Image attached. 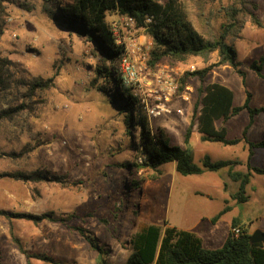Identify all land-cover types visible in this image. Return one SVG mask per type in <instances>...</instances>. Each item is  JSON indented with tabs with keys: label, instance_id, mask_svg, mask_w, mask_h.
Instances as JSON below:
<instances>
[{
	"label": "rangeland",
	"instance_id": "1",
	"mask_svg": "<svg viewBox=\"0 0 264 264\" xmlns=\"http://www.w3.org/2000/svg\"><path fill=\"white\" fill-rule=\"evenodd\" d=\"M157 1L164 4L167 0ZM232 2L185 0L190 21L206 39L220 31L226 22L224 9ZM249 2L257 5L255 14L262 27L241 15L243 26L227 38L237 53L240 69L246 73L245 86L228 65L211 71L205 85L218 82L228 87L234 106L243 105L249 92L250 106L264 108V79L249 67L264 57V0ZM6 5L8 16L0 38V58L7 60L2 70L6 87H0V112L21 105L25 109L11 120H0V175L40 171L50 177L60 176L65 183L24 182L0 176V211L34 215L52 212L67 222L34 225L0 215L2 264H29L11 239L10 226L27 251L46 254L61 264H96V252L89 249L76 227L90 231L105 249V259L112 263L127 259L133 251L131 239L149 225L167 223L195 233L207 249L221 247L234 217L240 218L251 234L263 227L264 175L252 173L247 186L248 202L235 204L230 194L237 190V184L227 177L226 169L182 176L171 163L162 165L160 174L131 166L139 162L133 146L139 137L136 125L141 115L152 133L162 130L171 144L188 148L195 164L200 165L208 155L213 161L238 160L242 164L235 170H247L248 149L243 142L234 146L201 142L195 128L189 144L183 142L198 98L199 81L190 78L180 90L181 77L216 62V53L207 60L163 59L150 68L145 50L150 38L146 31L135 25L130 27L118 13L107 14L117 44L122 47L117 62L121 78L124 57L137 73L126 85L137 99L135 111L140 113L137 119L133 116L132 134L128 136L129 120L121 105L113 100L115 83H107L96 75V69L104 64L102 56L85 37L53 19L56 4L8 0ZM133 44L137 47L131 53ZM50 78L51 86L36 91L30 98L27 85L36 79ZM150 110L159 114L153 116ZM248 121L246 110L230 119L225 124L227 138L241 137ZM222 125L216 123L217 127ZM247 137L253 142L264 139V114L256 116ZM250 164L264 167L263 148L254 150ZM125 165H130L129 170L123 169ZM132 181L140 184L139 190L132 188ZM225 201L231 210L212 224L210 219L223 209ZM30 264L49 263L32 259Z\"/></svg>",
	"mask_w": 264,
	"mask_h": 264
},
{
	"label": "trees",
	"instance_id": "2",
	"mask_svg": "<svg viewBox=\"0 0 264 264\" xmlns=\"http://www.w3.org/2000/svg\"><path fill=\"white\" fill-rule=\"evenodd\" d=\"M8 0H0V38L4 33L5 19L7 14ZM54 7L53 19L63 25L70 32L77 36L85 37L91 42L94 50L102 56L104 64L96 69V75L105 82L115 83V96L113 100L121 106L122 113L128 118L130 125L126 135L132 134L131 122L140 115L135 111L137 99L130 94L129 88L122 82L121 74L117 67L118 59L121 58L122 47L117 44V39L111 26L107 21V14L118 13L134 20L137 28H144L146 35L152 41V48L149 53L147 64L154 68L163 59L172 61H185L189 57H199L207 60L213 53L217 54L216 62L206 67L186 72L181 77L180 90H183L190 78H197L199 87L198 98L193 106V113L188 127L185 130L183 142L188 145L192 137L193 129L199 135L201 142L219 143L224 146H234L241 142L247 145L248 156L246 171L235 170V167L242 163L238 160H217L213 161L210 156L205 155L200 165L193 162V156L188 148L171 144L168 137L162 130L152 133L147 122L138 117L136 125L140 132L133 150L139 162L132 164L136 170L149 169L160 174L159 168L164 164H174L175 172L182 176L202 175L205 172H218L226 169L227 177L237 184V190L230 194V200L235 204L248 202L247 186L250 183L252 173L264 175V167L251 166L250 160L253 151L258 148L264 149V139L253 142L247 137L248 130L255 123L259 114H264V108H252L250 106L251 94L246 92V99L243 105H233L232 91L219 83L205 85L207 75L215 68L230 66L241 78L245 86L246 73L240 69V62L237 53L227 38L234 33L236 28H241L243 22L239 16H248L250 22L261 28L262 22L255 14L257 5L249 0H233L232 4L224 9L225 23L221 24L220 31L212 39L203 37L193 26L188 17L185 0H167L164 4L157 0H45ZM57 12V13H56ZM147 19H150L147 22ZM7 60L0 58V87L5 88V79L2 70ZM264 57L259 58L250 64L259 77L262 74ZM52 79L47 81L36 79L27 85L30 98L38 90H45L51 86ZM95 82L93 83V86ZM101 90V88H99ZM105 91V90H104ZM121 102L123 104H121ZM25 109L24 105L19 108H9L0 112V120H11L20 110ZM246 110L249 121L244 127L242 136L228 139L225 124L233 117ZM135 114V115H134ZM223 125L217 127L216 123ZM14 157L16 154H10ZM130 165L123 169L129 170ZM1 177H10L24 182H51L64 184L60 176H49L40 171L32 173L2 174ZM139 183L131 182L134 190H139ZM225 189V188H224ZM126 198V196H124ZM122 207V206H121ZM228 201L215 216L210 219L216 224L220 218L231 210ZM0 215L8 220L23 219L38 225L44 221L58 222L65 224L66 219L56 216L54 213H42L39 215L27 213H7L0 211ZM117 218V216H114ZM233 228H239L237 237L232 234ZM75 231L84 238L89 249L96 252V264H264V242L251 244L249 237L251 233L241 219L234 217L230 223V231L221 247L207 249L203 246L200 237L195 233L177 229L164 223L163 226L149 225L142 231L136 233L131 239L132 253L123 263H112L105 259V249L97 238L88 230L76 227ZM264 232V231H263ZM10 237L18 251L24 255L27 263L32 259L40 260L49 264H61L46 254H36L27 251L17 237L13 235L12 227L9 228ZM0 264L1 260H0Z\"/></svg>",
	"mask_w": 264,
	"mask_h": 264
},
{
	"label": "built area",
	"instance_id": "3",
	"mask_svg": "<svg viewBox=\"0 0 264 264\" xmlns=\"http://www.w3.org/2000/svg\"><path fill=\"white\" fill-rule=\"evenodd\" d=\"M123 17H124L126 23L130 27H134L135 22H134L133 19L128 18V17H125V16H123ZM149 21H150V19H147V22H149ZM141 29H144V28H141ZM112 30L114 32V29H112ZM136 47H137V44H133L131 46V48H129L131 50V53H133V52L136 51ZM151 48H152V41L150 39V41L147 42V44L145 46L146 57L149 56V53H150ZM121 68H122V82L125 85H129L130 82L133 81L137 77V73L135 72L134 66L129 61H127V58L126 57H124L122 59ZM168 95H170V94H168ZM149 113L151 115H153V116L159 114V112L157 110H150ZM239 233H240L239 228H233L232 229V234H233L234 237H237L239 235Z\"/></svg>",
	"mask_w": 264,
	"mask_h": 264
},
{
	"label": "water",
	"instance_id": "4",
	"mask_svg": "<svg viewBox=\"0 0 264 264\" xmlns=\"http://www.w3.org/2000/svg\"><path fill=\"white\" fill-rule=\"evenodd\" d=\"M249 242L251 244H258L264 242V232L257 229L249 237Z\"/></svg>",
	"mask_w": 264,
	"mask_h": 264
},
{
	"label": "crops",
	"instance_id": "5",
	"mask_svg": "<svg viewBox=\"0 0 264 264\" xmlns=\"http://www.w3.org/2000/svg\"><path fill=\"white\" fill-rule=\"evenodd\" d=\"M221 67H223V66H221ZM220 68V67H219ZM213 71V70H212ZM262 74H263V72H262ZM264 75V74H263ZM259 77V76H258ZM261 78V77H260ZM261 79H264V78H261ZM213 83H218V82H213ZM220 84V83H219ZM253 154H254V151H253ZM253 157V156H252ZM174 165V164H173ZM233 219V218H232ZM231 219V220H232ZM231 222V221H230ZM218 223V222H217ZM216 223V224H217ZM243 223V222H242ZM230 224V223H229ZM258 229H260L261 231H264V225H263V227L262 228H258Z\"/></svg>",
	"mask_w": 264,
	"mask_h": 264
}]
</instances>
